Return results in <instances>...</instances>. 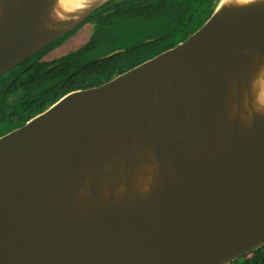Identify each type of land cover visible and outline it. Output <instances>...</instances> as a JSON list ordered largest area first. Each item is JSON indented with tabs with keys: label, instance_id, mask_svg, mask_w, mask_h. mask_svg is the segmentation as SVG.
Wrapping results in <instances>:
<instances>
[{
	"label": "water",
	"instance_id": "1",
	"mask_svg": "<svg viewBox=\"0 0 264 264\" xmlns=\"http://www.w3.org/2000/svg\"><path fill=\"white\" fill-rule=\"evenodd\" d=\"M112 0H0V76ZM264 247V0L0 137V264H231Z\"/></svg>",
	"mask_w": 264,
	"mask_h": 264
},
{
	"label": "trees",
	"instance_id": "2",
	"mask_svg": "<svg viewBox=\"0 0 264 264\" xmlns=\"http://www.w3.org/2000/svg\"><path fill=\"white\" fill-rule=\"evenodd\" d=\"M215 2L216 0L108 2L87 18V21L95 22V29L91 39L84 46L53 62L40 61L42 53L60 43L75 28L49 48L25 61L21 65L24 69L15 78L11 72L6 74H11L13 79L2 85L6 90L0 97V137L24 125L64 95L78 89L99 86L117 74L172 47L173 43H164L167 40L171 42L180 33L187 34L189 31L198 30L212 14ZM168 8L175 10L170 13L166 11ZM175 11L180 12L182 16L178 31L163 37L164 43L157 44L154 48L144 46L141 43L143 36L171 31ZM121 47H127V52L109 59H92ZM133 55H137V59L134 60ZM52 65L55 66L49 69ZM231 264H264V247L254 251L252 258L241 257Z\"/></svg>",
	"mask_w": 264,
	"mask_h": 264
},
{
	"label": "flooded vegetation",
	"instance_id": "3",
	"mask_svg": "<svg viewBox=\"0 0 264 264\" xmlns=\"http://www.w3.org/2000/svg\"><path fill=\"white\" fill-rule=\"evenodd\" d=\"M175 9H173V8H168V9H166V11H168V12H170V13H172L173 11H174ZM89 18V17H88ZM172 20L174 21V24L172 25V29H171V31L169 32V33H166V32H161V33H159V34H156V35H153V34H147V35H145V36H143V38H142V42L141 43H143L144 44V46H146V47H149V46H151V47H155L157 44H161V43H164V39H162L163 37H165V36H171L172 35V33L173 32H175V31H178V27H179V22L182 20V16H181V13L180 12H178V11H175L174 13H173V17H172ZM83 24H91V25H93V30H92V34L90 35V37H89V39L85 42V43H83V44H81L79 47H77L76 49H74V50H72V51H70L69 53H71V52H73V51H75V50H77V49H79V48H81L82 46H84L90 39H91V37H92V35H93V32H94V29H95V22L94 21H92V20H88L87 21V19L83 22ZM82 24V25H83ZM81 25V26H82ZM80 26V27H81ZM80 27H78V28H76L71 34H69L68 36H66L65 38H64V40L65 39H67L68 37H70L71 35H73ZM185 30H187V29H185ZM183 31V30H182ZM182 31H180V32H182ZM192 33H194V32H188L187 34H184V33H180V34H178L176 37H174V39L170 42L169 40H167L164 44L165 45H168V44H174L172 47H168L167 49H164L163 51H161L160 53H162V52H164V51H166V50H168V49H170V48H173L175 45H177L178 43H180V42H182V41H184L186 38H188L190 35H192ZM157 35H159V36H157ZM185 37V38H184ZM63 38V37H62ZM183 38V39H182ZM63 40V41H64ZM63 42L61 41L60 43H57V44H55L54 46H52L49 50H47V51H45L44 53H42L41 55H40V61L42 62V61H44V62H53V61H55V60H58V59H60L61 57H63V56H65V55H67V54H69V53H67V54H65V55H63V56H61V57H54V58H49V59H46V58H44L49 52H51L52 50H54L55 48H57L59 45H61ZM52 45V44H51ZM47 48H49V46L48 47H46L45 49H47ZM45 49H43V50H45ZM43 50H41L40 52H38L37 54H39V53H41ZM124 52H127V47H121V48H115V49H113V50H111V51H109L108 53H105V54H101V55H99V56H94V57H92V59H94V60H104V59H109V58H112V57H114V56H116V55H120V54H122V53H124ZM160 53H158V54H156L155 56H157V55H159ZM37 54H35V55H37ZM35 55H33V56H35ZM32 56V57H33ZM155 56H153V57H155ZM137 55H133V58H134V60L135 59H137ZM153 57H151V58H153ZM31 58V57H30ZM151 58H149V59H151ZM29 59V58H28ZM28 59H26L25 61H27ZM149 59H146V60H144L143 62H145V61H147V60H149ZM25 61H23L22 63H20V64H18L16 67H14V68H12L11 70H9L8 72H6L4 75H2V76H4L3 77V79L2 80H0V97H1V93H4L5 92V90H6V88L4 87H2V85H3V83H6L8 80H11L12 81V79L13 78H15L16 77V75H18L24 68L23 67H21V65L25 62ZM143 62H141V63H143ZM141 63H139V64H141ZM138 64V65H139ZM55 65H52V66H50L49 67V69H51V68H53ZM137 66V65H136ZM135 67V66H134ZM134 67H131V68H129V69H127V70H125V71H123V72H121V73H119V74H117L116 76H118V75H120V74H122V73H124V72H126V71H128V70H130V69H132V68H134ZM9 72H11V74H14L13 75V78L11 77L12 75L11 74H9V75H6L7 73H9ZM6 75V76H5ZM2 76H0V78L2 77ZM115 76V77H116ZM104 84V83H103ZM102 85V84H101ZM100 86V85H99ZM96 87V86H95ZM78 90H80V89H78ZM9 98H11V97H9ZM256 251V250H255ZM253 253H254V251L253 252H250V253H248V254H246V255H244L243 257H245V256H247V257H249V258H252L253 257Z\"/></svg>",
	"mask_w": 264,
	"mask_h": 264
},
{
	"label": "rangeland",
	"instance_id": "4",
	"mask_svg": "<svg viewBox=\"0 0 264 264\" xmlns=\"http://www.w3.org/2000/svg\"><path fill=\"white\" fill-rule=\"evenodd\" d=\"M93 25L91 24H83L73 35L64 40H61L63 43L59 45L57 48L49 52L44 58H54L61 57L70 51L76 49L81 44L85 43L90 35L92 34ZM64 40V41H63Z\"/></svg>",
	"mask_w": 264,
	"mask_h": 264
},
{
	"label": "bare ground",
	"instance_id": "5",
	"mask_svg": "<svg viewBox=\"0 0 264 264\" xmlns=\"http://www.w3.org/2000/svg\"><path fill=\"white\" fill-rule=\"evenodd\" d=\"M84 0H65V3L68 7L74 8L76 6H79Z\"/></svg>",
	"mask_w": 264,
	"mask_h": 264
}]
</instances>
